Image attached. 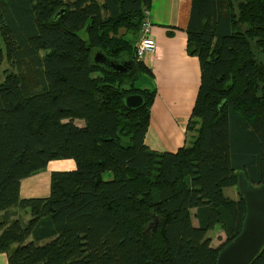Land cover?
<instances>
[{
  "label": "trees",
  "instance_id": "16d2710c",
  "mask_svg": "<svg viewBox=\"0 0 264 264\" xmlns=\"http://www.w3.org/2000/svg\"><path fill=\"white\" fill-rule=\"evenodd\" d=\"M151 4L0 0L8 264H216L240 233L238 174L264 183V0H191L187 50L201 82L187 130L196 134L175 152L145 143L157 90L135 44ZM95 52L133 69L115 72ZM131 94L139 107L127 106ZM66 158L75 166L51 173L48 195H20L23 179ZM250 264H264V246Z\"/></svg>",
  "mask_w": 264,
  "mask_h": 264
},
{
  "label": "crops",
  "instance_id": "0c3cea01",
  "mask_svg": "<svg viewBox=\"0 0 264 264\" xmlns=\"http://www.w3.org/2000/svg\"><path fill=\"white\" fill-rule=\"evenodd\" d=\"M190 6L191 0H152L147 17L152 23L151 34L156 40V47L143 58V62L155 76L157 94L150 111L145 143L158 151L175 152L194 140L190 138L192 131L187 130V124L201 75L198 57L187 50L186 28ZM35 178L34 182H37L38 176ZM26 180L21 182L20 193L29 197L31 195L25 189ZM44 185L39 190L33 189L32 193L39 191L36 196L48 195L50 175L48 185ZM0 264H8L5 253H0Z\"/></svg>",
  "mask_w": 264,
  "mask_h": 264
},
{
  "label": "water",
  "instance_id": "95a60500",
  "mask_svg": "<svg viewBox=\"0 0 264 264\" xmlns=\"http://www.w3.org/2000/svg\"><path fill=\"white\" fill-rule=\"evenodd\" d=\"M92 61L126 73L133 69L134 63L128 60L113 61L99 52H95ZM130 108L139 107L141 95L131 94L125 98ZM237 187L246 205V214L240 233L218 254L216 264H250L264 246V183L252 184L243 172L238 174Z\"/></svg>",
  "mask_w": 264,
  "mask_h": 264
},
{
  "label": "rangeland",
  "instance_id": "374dc122",
  "mask_svg": "<svg viewBox=\"0 0 264 264\" xmlns=\"http://www.w3.org/2000/svg\"><path fill=\"white\" fill-rule=\"evenodd\" d=\"M100 1H102V0H100ZM103 13H104V15H106L107 14V11L104 10ZM193 131L190 134V138H195L196 132L195 131L193 132ZM192 142H193V140L191 139L190 143H192ZM152 150H155V149H152ZM156 151H158V150H156ZM73 165L75 166V163H74V160L73 159L66 158V159H55V160H51L48 163L47 167L44 170H42L39 173H36L38 175L34 174L32 176L27 177L26 184H25V189H26L27 193L29 195H31V196H36V194H39L40 192L38 191L36 194H33L32 193L33 189L36 188V189L39 190V188H44L45 187V185H44L45 183H46V185H48L49 175H50V179H51V173L53 171H56V170L57 171L69 170V169L74 168ZM71 166H73V167L71 168ZM54 167L56 169H54ZM51 169H53V170H51ZM35 176H38V181L37 182H34L36 180ZM104 176H105V178L110 179L111 178V172H106L104 174ZM226 193L227 194H230V196H232L234 198L239 195L237 193V190H235V188L226 189ZM20 195H21V193H20ZM31 196H29V197H31ZM22 197H25V196H22ZM209 235L212 238V246L213 247H216L217 245H219L221 243L220 240H219V236H223V232L219 228L218 225L210 231V234ZM7 259H8V257H7Z\"/></svg>",
  "mask_w": 264,
  "mask_h": 264
},
{
  "label": "built area",
  "instance_id": "2783aa9c",
  "mask_svg": "<svg viewBox=\"0 0 264 264\" xmlns=\"http://www.w3.org/2000/svg\"><path fill=\"white\" fill-rule=\"evenodd\" d=\"M149 10L145 12V18L140 26V36L135 44V56L137 60L143 61V58L154 51L156 47V40L151 34L152 23L148 20Z\"/></svg>",
  "mask_w": 264,
  "mask_h": 264
}]
</instances>
